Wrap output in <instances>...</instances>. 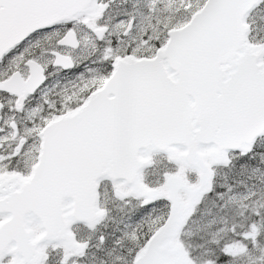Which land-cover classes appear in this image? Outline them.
I'll return each instance as SVG.
<instances>
[{
    "label": "snow or ice",
    "instance_id": "6c2138e0",
    "mask_svg": "<svg viewBox=\"0 0 264 264\" xmlns=\"http://www.w3.org/2000/svg\"><path fill=\"white\" fill-rule=\"evenodd\" d=\"M0 264H264V0H0Z\"/></svg>",
    "mask_w": 264,
    "mask_h": 264
}]
</instances>
